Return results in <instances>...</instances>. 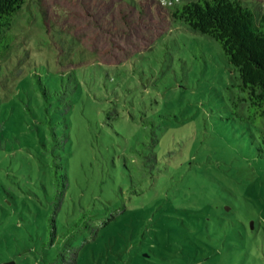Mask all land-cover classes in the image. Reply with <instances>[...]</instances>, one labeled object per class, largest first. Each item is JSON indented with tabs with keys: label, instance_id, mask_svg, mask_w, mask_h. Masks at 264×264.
Returning <instances> with one entry per match:
<instances>
[{
	"label": "rangeland",
	"instance_id": "rangeland-1",
	"mask_svg": "<svg viewBox=\"0 0 264 264\" xmlns=\"http://www.w3.org/2000/svg\"><path fill=\"white\" fill-rule=\"evenodd\" d=\"M136 1L20 12L0 75V264H58L83 216L77 264H264V159L224 106L222 48L175 22L170 0ZM70 72L81 86L66 107ZM141 105L161 123L149 145L130 116Z\"/></svg>",
	"mask_w": 264,
	"mask_h": 264
},
{
	"label": "trees",
	"instance_id": "trees-1",
	"mask_svg": "<svg viewBox=\"0 0 264 264\" xmlns=\"http://www.w3.org/2000/svg\"><path fill=\"white\" fill-rule=\"evenodd\" d=\"M125 1L138 6L136 0ZM27 2L28 0H0V75L4 60L9 57L17 41V20ZM168 10L175 22L186 26L190 31L214 38L220 44L232 77L223 94L224 106L231 112L232 118L244 125L243 129L248 132L257 156L264 159V11L256 7L254 0H170ZM82 54L80 53V57ZM91 65L102 68L105 64ZM80 68L84 71L86 69ZM80 86L79 79L70 72L62 89L57 91L58 95L61 94L59 100L64 106L72 105L73 92ZM112 103L119 117L118 107L127 104V101H122L116 95ZM138 107V111H130V116L143 123L150 136L152 142L145 144L155 143L159 139L161 123L149 116L145 107ZM141 156L143 173L135 184H140L147 177L150 173L147 168L155 167L158 160L153 147L142 152ZM67 186V176L63 174L62 196L65 195ZM135 192L138 190L135 189ZM252 222L246 228L254 230L255 221ZM87 223L83 216L77 221L76 229L65 230L61 240L64 248L59 255L58 264L78 263L75 239L81 224Z\"/></svg>",
	"mask_w": 264,
	"mask_h": 264
},
{
	"label": "water",
	"instance_id": "water-1",
	"mask_svg": "<svg viewBox=\"0 0 264 264\" xmlns=\"http://www.w3.org/2000/svg\"><path fill=\"white\" fill-rule=\"evenodd\" d=\"M254 223L252 222V225H253Z\"/></svg>",
	"mask_w": 264,
	"mask_h": 264
}]
</instances>
